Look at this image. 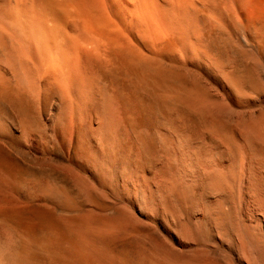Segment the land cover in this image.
<instances>
[{"label": "bare ground", "instance_id": "1", "mask_svg": "<svg viewBox=\"0 0 264 264\" xmlns=\"http://www.w3.org/2000/svg\"><path fill=\"white\" fill-rule=\"evenodd\" d=\"M211 21L229 33L218 46L217 39L207 34ZM169 39L176 41V52L166 48ZM233 39L245 46L264 43V0H0V101L11 96L20 100L12 121L0 107V223L12 230L7 234L11 239L0 240V264H234L222 262L218 255L223 248H216L228 245L230 239L242 257L241 264H264V240L232 222V207L224 200L228 173L216 172L186 140H181L176 157L169 158L168 170L176 165V171L167 177L170 183L165 190L164 180L148 185L121 180L120 157L111 151L120 120L102 82L100 67L105 66L130 77L155 113L163 115L164 106H170L184 132L196 123L230 153L236 147L226 139L232 124L222 120L224 112L220 111L228 99L219 106L218 101L209 102L207 91L190 68L199 64L226 83L232 97L246 100L242 90L255 79L256 67L239 65L243 75L225 72L238 61L232 52ZM49 95L61 101L52 116L59 127L66 133L83 128L90 142L83 160L96 173V186L129 199L130 207L124 204L104 214L93 208L74 216L56 215L52 204L69 207L85 196L88 205L95 202L93 198L97 202L91 206H98V200L104 205L108 193L99 192L101 197L96 186H77L83 181L76 180L75 198L65 187L34 176L20 148L39 147L42 140L35 133L32 108L24 103L28 98L41 102ZM253 115L239 129L240 140L254 162L260 183L255 196L264 214V110ZM171 136L169 132L165 136L169 145ZM196 191L203 200L195 206L198 222L190 224L192 219L185 222V215ZM165 219L175 229L171 233L180 250L167 235L170 245L164 247L160 228L164 230ZM216 229L220 236L214 246L210 239Z\"/></svg>", "mask_w": 264, "mask_h": 264}, {"label": "rangeland", "instance_id": "2", "mask_svg": "<svg viewBox=\"0 0 264 264\" xmlns=\"http://www.w3.org/2000/svg\"><path fill=\"white\" fill-rule=\"evenodd\" d=\"M202 14L210 18L209 14L206 11H202ZM221 26L220 24H217L216 22L212 23L211 21V23L208 26L209 28H207L208 29L207 34L210 35L211 37L214 36V41L217 39L215 42L217 46H218V43L224 42L229 38V33L228 31H226L227 29ZM254 44H252L254 47L245 46L239 43L236 39H233L232 45H233L234 50H232V52L233 53L235 52V54L237 53L236 55L237 56L236 59L238 58L237 65H229L225 69L226 73L231 72L237 75H243L241 71V67H239V65H244V64L252 65L253 64L254 67H256V70H254V73H253V79L255 78L254 79L255 81L252 80L250 84L248 83L244 86L245 88L243 87L244 88L242 90L243 93L246 94V97L248 96L247 99L244 101L237 100L234 97H232L228 90L229 86L226 83L224 84L222 81H219V79H217L216 76L212 75L207 70H204L203 67L200 66L199 64H195L193 65V67L190 68V70H192L191 72L193 76L198 78L202 86L207 91L209 95V102L217 104V101H218L219 103L217 104V106H219V105H224L222 103H225L227 99L230 101L228 102L227 100L226 105H225V108L226 109L229 108V109L226 110L224 106L222 107L220 106V111L224 112L223 113L224 119L222 118L221 116L222 113L220 112V116L223 121L224 120L227 122L229 121V125L231 123L232 126L236 124L235 122L239 124L238 127L234 125L235 130H233L232 126H230L231 128H229V125L227 124L230 130L226 134L227 135L226 139H228L227 143L230 142L231 147L234 146V144L236 145V147L234 146L231 148L232 150L230 153L227 149V146L225 147L224 144H218L214 139H211L212 137L207 132H205L204 129L200 125L198 124L196 125V123L193 126L194 128L188 127L189 128L188 132H184L182 128L180 127V125H178V123L174 121L172 110L169 111L170 106H168V108L167 106H164L163 115H158L157 113H155L154 110H152V108L148 106L149 104L147 100L144 99V97L135 87L130 77L124 75L123 73H120V71H117L115 68L111 66L109 67L105 66L102 68L100 67V69H101V73H103L102 77H104L102 78V82L104 86H106L105 88H107L106 91L108 92V95H110L113 101L114 108L120 120V130L117 134L118 136L117 135H116L117 137L113 136L111 139V142L113 144L111 151L114 155H118L120 157V165L122 169H124V172H122L120 175L121 180H131L135 184H146V185L156 184L164 180V190H165L166 185L170 183V180H169L170 176L172 175L174 171H176V165H174L175 169L172 168L173 170H170L171 171L170 172L168 170L169 169L168 163L171 158L176 157L177 153L175 151H178L179 149L178 146L181 140H186L190 148L195 151H198V153L201 155L202 158L204 156L203 159L206 160L209 165L212 164L210 166L214 168V170H217L216 172L221 171V173L223 172L222 174L228 173V175H225V177L228 178L227 182L229 181L228 182L229 185H228L227 190L226 189L224 190L226 193V198H225V193H224V200H225V203L229 202L231 204L230 205L229 203H227V205L231 206L233 210L232 222L234 221V223H237L236 225L240 228L244 226L247 232H254V235L258 236L260 240H264V214L262 210L258 208V204L256 201V196H255V192L258 191V189L260 188L259 187L260 183H258V180H256L258 175L254 168V162H253L252 157L250 156V153L248 152L246 148L241 147L242 142L240 140V130H239L241 127H243L244 122L246 121L248 122L250 119L255 117L253 114H255L256 112L262 109L264 110V107H263L264 106V43L256 42ZM167 45L168 46H166V48L168 47L167 49H169V51H171L172 53L176 52L177 43L174 39H169L167 41ZM257 81L259 83H257ZM13 101H15L16 103ZM19 101L20 100H18V98H16L15 96L14 98L13 96L7 97V98H3V97L1 98V101H0L1 110L3 114L5 115V117L9 119L10 121H12L13 118L15 117V114H13V109H15L16 107H19L20 105ZM23 101L25 102V99ZM60 102H61L60 99L56 100L52 96L44 97L43 100H41V102L35 99H32V98L26 99V103H24L25 107L27 106L28 107L27 109H30V107L32 108L30 109L31 110L30 113L37 120V124L35 127L36 131L35 130L34 131L39 137L41 136L40 138L42 140V143L39 145V147L27 146L24 148H20V150L23 151L24 158L27 160L30 166H33L34 176L36 175L37 179L41 180L43 178V181L51 183L52 185L56 184L57 187L58 185L61 188L65 187L64 189H66L68 192L72 191L70 193L72 195L71 197H74L75 195V198H77V195L75 192L77 188L76 187L77 183H75L76 180L77 182L83 181L84 183V184L78 183L77 186H80L79 184H81V186L83 185L87 187L89 185V188L91 186H92L91 188H94L93 186L97 185V182H96L97 175L94 172V170L88 164H86L83 160L84 156L88 154L89 148H90V142L87 140L83 128L77 127L76 130L74 129L73 131L66 133L55 122V119L53 118L55 114L54 108L58 106ZM27 103L30 105V107L29 105H26ZM221 108L222 109L224 108V110L222 111ZM169 113L171 115H169ZM169 119L170 121H168ZM241 123L242 125H240ZM37 125H39V127H37ZM172 131H175V132H172ZM167 132L172 134L171 140H170L172 141L171 145H169V142L166 143L165 141V136ZM192 133H194V135H192ZM228 134L230 138H228ZM204 136L206 137V139H204L205 138ZM225 137H224V140H225ZM189 140L191 141V143ZM211 143H213L215 147L217 146V148L214 149V146ZM42 144L43 146H41ZM199 147L200 148L202 147L203 154ZM212 148H213V151H212ZM216 149H218V151ZM222 151H223V154H222ZM219 152L220 154H218ZM171 154H174V156H171ZM210 161L212 163H210ZM249 163H251L250 166H249ZM91 179L93 180V182ZM72 182H74V185H72L73 184ZM85 182H86V185H85ZM92 183H95V184H92ZM231 183L233 184L234 187L232 186ZM236 183H237V186L235 185ZM262 184L264 185V182H262ZM66 185L68 186L66 187ZM94 189H96L95 191L99 195H101L102 193V195L105 196L108 193L107 194L108 196L106 195L107 198L106 196L105 197L103 196L104 199L102 198L104 200L103 204L105 206L102 205V201L98 199H97L98 203L96 204H98V206L100 207L98 208V206H91L92 204L94 205L95 202H97L96 199L94 198L92 199V201L94 200L95 202L92 203L90 201L91 205H88L89 204L88 201L85 200L87 198L85 196H82L79 198L80 200L79 199L76 200V203L69 205V207L68 205L67 206L65 205L66 207L65 206L61 207L60 205L52 204L53 207H55L54 211H56L55 212L57 213L56 215L59 216L60 214L61 216L62 215L69 216L71 213V215L74 216L77 213L79 214L80 211L81 213H83L93 208H95L94 210H98V211L95 212L94 210H91V212L94 211L97 214L98 213L102 214L101 212H103L104 214V213H108L112 209H115L116 207L123 208V206H126L129 204L128 202L129 199L128 201H126L125 197H122L120 194H118L117 192H114L113 190L105 189L107 191L105 193L104 188H98V186H96ZM100 189L104 191L102 190L100 191ZM196 192H197V195H196ZM196 192H194L193 196H191L193 201L192 199H190L188 202V204H190L188 207L189 211H187L185 215L186 216L185 222L188 221L187 223H189V220L191 221L192 219V222H190V224L196 223L194 221L198 217L195 212V209H196L195 206L198 202L202 203V200H203L202 198L203 196L201 197L199 191H196ZM194 197H197V198H194ZM105 198L106 200H108V202L105 201ZM115 198L118 202L122 201L123 205L120 202L118 204ZM82 200L85 201L84 202L85 205L83 204ZM235 200L238 204L235 202ZM114 201L116 202L118 206H116L115 203H113L114 205H112V202ZM204 201H206V199H204ZM193 202L195 205L193 204ZM128 206L130 207V204ZM128 206L125 208H129ZM75 207H76V210L72 209ZM103 207L107 209L105 210ZM66 211H68V213H65ZM188 217L191 219H189ZM196 221L198 222V219ZM239 223L241 224V226H239L240 225ZM3 224L0 223V236H1L0 240L3 239L4 237L6 240H7V237L8 239H11L10 237L11 235L10 234L7 235L8 232L12 233L11 228L8 225H6L7 226L6 227ZM244 228H241V229L244 230ZM3 230H5L6 232L5 231L3 232ZM174 230L175 229L171 227L169 221L165 219L164 220V230L163 228L162 229L160 228V235L161 237L163 236L162 238L164 239V243L166 241L165 236L166 235L167 237L169 236L170 239L168 238L167 240L170 241V243H172V245L175 246V248L177 246L176 248L177 250H180L181 246L179 247V244H177V242L174 240L173 235H172V233H175ZM219 233L220 232H218V229L213 231L214 237L210 239V241L213 244L212 243L210 244L214 246L218 245L216 243H217V238L220 236ZM230 240H231L229 242L230 246L229 244L228 245L226 244V246H222V245H218V247L216 246V248L218 249L223 248V250L219 249V251L220 252L222 251V252L220 253V255H218V257L219 258L221 257L220 258L221 260L223 259L222 262L226 261L224 263H234V264L240 263L241 264L242 257L238 253L234 240L232 239ZM170 243L166 241V243L164 244V247H166L167 245H170ZM194 249L195 247L191 250H194ZM188 250L189 249H186L185 251H188ZM227 251H229V253L231 251L232 255L230 254L229 256ZM223 252L226 253V255ZM233 260H235V262Z\"/></svg>", "mask_w": 264, "mask_h": 264}]
</instances>
